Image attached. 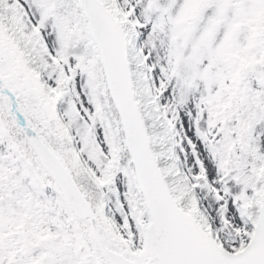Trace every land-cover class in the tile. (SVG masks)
I'll return each instance as SVG.
<instances>
[{
  "label": "snow or ice",
  "instance_id": "snow-or-ice-1",
  "mask_svg": "<svg viewBox=\"0 0 264 264\" xmlns=\"http://www.w3.org/2000/svg\"><path fill=\"white\" fill-rule=\"evenodd\" d=\"M0 264H264V0H0Z\"/></svg>",
  "mask_w": 264,
  "mask_h": 264
}]
</instances>
